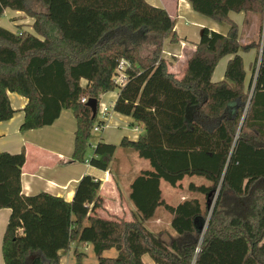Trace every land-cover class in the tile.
I'll return each mask as SVG.
<instances>
[{
  "label": "trees",
  "instance_id": "trees-1",
  "mask_svg": "<svg viewBox=\"0 0 264 264\" xmlns=\"http://www.w3.org/2000/svg\"><path fill=\"white\" fill-rule=\"evenodd\" d=\"M55 1L0 0V17L8 9L33 19L32 33L0 27V122L15 113L8 93L26 100L21 133L50 126L70 110L76 121L70 163L106 171L116 146L99 142L90 150L95 120L81 99L98 105L102 95L118 90L113 112L143 129L136 141L123 138L118 147L146 160L149 169L128 186L132 219H104L96 214L103 209L99 180L84 175L70 203L46 194L24 197L23 154L0 153V209L11 211L3 263L60 264V252L76 243L91 246L95 264H148L144 256L153 264H264V44L246 83L240 53L258 42L240 43L229 18L255 16L260 27L264 0H187L193 12L228 30L202 29L180 79L163 56L165 41L179 43L165 11L143 0H94L89 16L81 0L68 7L65 27L53 20ZM226 57L223 79L213 82ZM185 178L202 182L191 181L190 196L167 204L160 183L176 188ZM158 209L169 225L154 234L145 223ZM110 250L115 257L103 256ZM73 255L74 264H83L84 253Z\"/></svg>",
  "mask_w": 264,
  "mask_h": 264
},
{
  "label": "crops",
  "instance_id": "crops-1",
  "mask_svg": "<svg viewBox=\"0 0 264 264\" xmlns=\"http://www.w3.org/2000/svg\"><path fill=\"white\" fill-rule=\"evenodd\" d=\"M143 1L153 8L165 11L173 21V32L179 38V43L172 45L168 40L165 41L163 53L165 55L166 52L170 56L171 61L169 57L165 59L170 64L169 71L177 79H180L184 75L186 61L194 52V46L199 41L202 29L207 28L221 34H225L228 30L226 24L224 26L223 24L215 23L193 12L187 0ZM8 13H11V19H8ZM21 15L23 14L5 10L0 17V27L15 33L18 30L17 27L23 23L20 20ZM229 18L238 26L241 36L240 42L242 44L255 41L254 37L255 35L257 37L259 32L258 22L255 17L248 16L246 18L243 13L236 15L230 13ZM12 19H15V21ZM31 24L27 31L29 33H32ZM246 28H248V31ZM246 31L249 33L247 36L245 35ZM229 59L231 57H226L225 66ZM225 66L223 72H220L216 79L213 77V72L211 77L213 82H219L223 79ZM81 85L84 86L85 82L82 81ZM117 96L118 92L115 90L100 97L99 103H101L102 99L104 101L106 100L105 102L109 108L110 115L102 130L99 133H92L89 139L90 150L99 142L116 146L109 168L106 171H101L91 167L87 162L84 164L70 163L73 152V135L76 128V121L70 110H62L58 119L50 126L21 133L19 127L23 121L22 109L26 104V100L17 94L8 93L10 106L15 110V113L10 120L0 122V153L9 155H19L22 153L24 156V162L20 168L19 176L20 195L24 197H36L41 194H46L70 203L79 180L84 175H90L101 183L98 196L102 200L103 209L96 211L97 216L104 219L119 218L125 221L132 219L134 209L128 200V186L140 171L148 170L149 168L143 167V164L138 160L129 161L127 155L130 150H124L118 147L123 138L129 141H136L143 133V129L129 117L113 112V103ZM147 164L149 165L148 162ZM113 167L116 172L126 173L127 177L130 176L131 179L127 184L116 180ZM188 179H192L191 181H193V178ZM181 198L184 200V197ZM162 213L163 210L158 209L156 218L147 222L149 226L146 228L154 234L161 230L158 225L161 221L162 217L160 215ZM10 214L11 211L9 209H0V264L2 262V239ZM88 246L90 245H84L82 247L85 248ZM82 253L84 252L82 251ZM105 254L106 252L103 253V255ZM143 258L142 260H144Z\"/></svg>",
  "mask_w": 264,
  "mask_h": 264
},
{
  "label": "rangeland",
  "instance_id": "rangeland-1",
  "mask_svg": "<svg viewBox=\"0 0 264 264\" xmlns=\"http://www.w3.org/2000/svg\"><path fill=\"white\" fill-rule=\"evenodd\" d=\"M45 1L47 2L48 0H45ZM79 1H81V0H56L54 2L55 4L53 5L54 10L52 11L53 20L59 21L60 23H62L66 27V23H67L66 16H67V13L69 12L68 7H70L72 3L76 4ZM93 2H94V0H85V2H84L86 5V9H87L86 12L89 14V16L92 14V11L94 9V6L92 5ZM32 7H33V9L38 10V8L36 7L35 4H32ZM11 16H12L11 13H8V19H11ZM21 16L22 17L20 18V20H22L23 23H22V25H20V29L22 31H28V27H29L30 23L33 22V19L30 18L26 14H23ZM235 18H237V17H235ZM255 18L257 19V17H255ZM12 20L15 21V19H12ZM257 22L259 24L258 19H257ZM223 25L225 26V24H223ZM258 29H259V32L257 34V37H256V35L254 37L255 41L258 42L257 49H252L247 53H240L243 57V60H244L243 61L244 62V70L246 73L247 83L249 81L250 73H251L249 65H250V63H252L254 61V59L256 57L259 58V52H260L261 47L263 45V34H262V32L264 31V11L262 13V16L260 19V27H258ZM246 30L248 31V28H246ZM247 31L245 32L246 36H247V34H249V33H247ZM194 38H196V37H194ZM240 41H241V38H240ZM250 42H252V41H250ZM163 56H164V58H167V57L170 58V56L167 55L166 52H165V55H163ZM170 61H171V58H170ZM225 62H226V58L222 59L219 62V64L217 65V67L215 68V71L213 74L214 79H216V77L220 74V72H223ZM116 92H119V91L116 90ZM105 101H104V99H102L101 103H99V107L107 106ZM93 134H95V133H93ZM127 157H128L129 161L138 160L139 162H141L143 164V167L149 168V165L147 164V162L143 159H139L133 151H128ZM119 162H121V161H119ZM113 171H114V177L116 178L117 181H121L122 183L127 184L128 181L131 179L130 176L127 177L126 173L116 172L114 167H113ZM191 180L192 179L185 178L182 181L181 185L179 187H176V188H172L167 183L162 181L160 188L162 191L163 199L170 205H176L179 203V201H182L181 197H184V199H185L188 196H190L186 191V187H187L188 182ZM193 182L199 184L202 182V180L199 178H193ZM170 192H171V194H170ZM160 217H162V218H161V221L158 225V227H160L159 229H162V230L168 229L169 216L163 211V213H162V215H160ZM147 226H149V224L145 223V227H147ZM263 244H264V240H263ZM76 249L79 252L83 251L84 253H86L85 254L86 258H84L83 264H95L96 263V258L94 256L93 251H92L90 246L84 248V247L74 243V244H71L70 249L68 251H61L60 252V264H74L75 263V257L73 255V252ZM259 253L260 252H258V254ZM115 255H116L115 251L110 250V251L106 252V254L103 256L114 257ZM143 259H144L143 261H145L146 263L153 264L147 256H145ZM1 264H4L3 260L1 262Z\"/></svg>",
  "mask_w": 264,
  "mask_h": 264
},
{
  "label": "built area",
  "instance_id": "built-area-1",
  "mask_svg": "<svg viewBox=\"0 0 264 264\" xmlns=\"http://www.w3.org/2000/svg\"><path fill=\"white\" fill-rule=\"evenodd\" d=\"M262 34H263V44H264V31L262 32ZM260 54H261V50L259 52V57H260ZM123 67H124V63L122 62L117 69L118 77H117L116 81L120 86L124 83ZM86 102L87 101L85 99H81V103H86ZM109 115H110L109 114V108L107 106L99 107V104L97 105L96 113L94 116L95 124L91 130V134L92 133H99L102 130V128L106 124V121H107V118L109 117Z\"/></svg>",
  "mask_w": 264,
  "mask_h": 264
},
{
  "label": "water",
  "instance_id": "water-1",
  "mask_svg": "<svg viewBox=\"0 0 264 264\" xmlns=\"http://www.w3.org/2000/svg\"><path fill=\"white\" fill-rule=\"evenodd\" d=\"M86 105L90 108L92 117H94L97 109V101L95 99H88Z\"/></svg>",
  "mask_w": 264,
  "mask_h": 264
}]
</instances>
